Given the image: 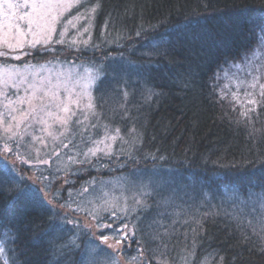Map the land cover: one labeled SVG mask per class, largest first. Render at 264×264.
I'll use <instances>...</instances> for the list:
<instances>
[{"label": "trees", "instance_id": "1", "mask_svg": "<svg viewBox=\"0 0 264 264\" xmlns=\"http://www.w3.org/2000/svg\"><path fill=\"white\" fill-rule=\"evenodd\" d=\"M90 11L75 55L14 59L61 54L93 68L94 108L84 125L73 118L47 165H17L0 149V264H264V70L253 88L243 67L255 64L264 0H80L60 23ZM106 134L111 154L86 158ZM58 189L55 214L36 203ZM105 199L129 214L113 221ZM93 209L101 225H128L116 249L91 252L101 233L124 235L98 227Z\"/></svg>", "mask_w": 264, "mask_h": 264}, {"label": "rangeland", "instance_id": "2", "mask_svg": "<svg viewBox=\"0 0 264 264\" xmlns=\"http://www.w3.org/2000/svg\"><path fill=\"white\" fill-rule=\"evenodd\" d=\"M71 2L73 5L76 4V0H71ZM5 9L6 5H0V20L3 18L2 14ZM70 9L71 8H68L66 11H63L62 14L61 10L57 9V12L55 13L57 15V20L54 24L55 30L51 33L52 38L47 44H37L36 47H31L28 44H25L23 49L18 48L15 49V51L0 48V50L3 51H11V55L7 57L0 56L2 59V61H0V113L4 114V121L0 122V149L2 152H6L7 156L12 154V156H9L10 161H13L20 166L30 165L33 169L36 164L42 160H47V164H49L48 157L55 155L60 149H62V147H64L61 143V138L67 134L68 130H70L69 127L72 124L71 122L73 118L75 117L77 121H80V125H84L92 115V110L88 111L84 108V105L88 103L87 97H84L79 108H77L76 105H70L72 111L75 112L76 115L73 116L66 125L61 126L59 124H53L51 120L48 121V123L52 125L50 129L52 135H48L46 132L42 131L44 126L40 124L38 120L34 119H29L25 123H22L19 129L15 127V124L11 121L8 113L11 109H17V111L12 112V115L18 117L20 111L27 109V105L13 103L6 107L9 101H16L18 97L25 96L29 85H39L41 83L53 90L58 89V94L61 99L69 97L70 93V98L76 99L84 90H87V92L91 94L93 100L92 87L96 76L93 68L81 63L72 62L73 60L63 61L59 58L61 54L66 56L70 51L75 55L77 49L83 47L84 44H86L85 41L89 40L88 28L90 26L91 11L88 15L81 14L73 16L60 23L63 15ZM78 17H83V19H78ZM84 20L85 23L80 27L79 24ZM73 24L75 27L72 26ZM3 31L5 30L0 29V33ZM26 39L30 40L33 39V37L29 35ZM58 41L63 42L59 43ZM35 49H47L48 51L54 50L61 54L55 55L52 59L47 61L37 63L27 62L26 64L21 65L14 62V56H20V59H22V57L25 56V53H31L32 50ZM252 55H254L253 58L255 60V64L252 68H250L248 61L243 66L248 70V74H246L248 75V85L253 83V77H260L261 75L259 74L261 70H264V32L260 34L259 43L253 50ZM29 65L31 67H26ZM234 70L236 71L237 67L234 68ZM232 72L231 79L235 84V87H240V84L243 82L242 79H237L235 72ZM42 94L43 93L41 92L40 95ZM36 103L39 104L40 102L36 101ZM52 110L55 111L56 109L53 107ZM86 116L87 119H85ZM9 124H12V129L10 132L6 133L5 129L8 128ZM25 124H27V127H25ZM12 132H16L17 135L10 140L8 137L11 136ZM106 136L111 135L106 134L96 141L91 148L101 149L102 151L100 152L102 153L107 151L108 145L112 147L113 140H106ZM33 137H36L37 139H33ZM100 141H104V143H99ZM5 147L10 149V151H5ZM73 157L76 158L75 156ZM72 159L60 158V160L57 159L55 162L56 164L63 165V160L71 162ZM29 175H31V172ZM31 178L33 181H36L35 178ZM123 194H125L124 191L122 195ZM83 221H85L84 223L87 226L90 225L93 233L96 232L93 220L84 219ZM108 243L113 245L114 247L112 248L114 249L118 246L116 245V242L111 239Z\"/></svg>", "mask_w": 264, "mask_h": 264}, {"label": "snow or ice", "instance_id": "3", "mask_svg": "<svg viewBox=\"0 0 264 264\" xmlns=\"http://www.w3.org/2000/svg\"><path fill=\"white\" fill-rule=\"evenodd\" d=\"M76 3L78 4L79 0H76ZM0 5H6V9L2 14L3 18L2 20H0V29L5 30L0 33V48L11 51H15V49L18 48L23 49L25 44H28L31 47H36L37 44H47L52 38L51 33L55 30L54 24L57 20V15L55 13L57 12V9H60L62 14L63 11H66L68 8H72L74 6L71 0H0ZM92 11H95V9L93 8ZM78 19H83V17H78ZM72 26L75 27L74 24ZM260 31L264 32V26L261 27ZM139 34L140 33L138 32L137 35ZM29 35H31L33 39H26V37ZM58 42L62 43L63 41ZM85 43H87V41H85ZM11 51L0 50V56L7 57L11 55ZM25 54L31 55V53ZM13 58L19 60L20 56H14ZM26 67L31 66L29 65ZM258 79V76L253 77V83L251 87L255 88L257 86ZM259 88L261 90L260 95L262 98H264V84H259ZM41 92L43 93L42 95H40ZM70 96L71 93L69 94V97L61 99L58 94V89L53 90L52 88L44 86L42 83L39 85L31 84L26 90L25 96L18 97L16 101H9L6 107L13 103L28 106L26 110L19 112L18 117L16 115H12V112L17 111V109H11V111L8 113L11 121L14 122L17 129L20 128L22 123H25L29 119H34L38 120V122L44 126L42 128V131L46 132L48 135H52L50 131L52 125L49 124L48 121L51 120L53 124H59L61 126L66 125L73 118V116L76 115V113L72 111L70 105H76L77 108H79L82 99L84 97H87L88 103L84 105V108L88 111H91L94 108V105L92 103V96L87 92V90H84L79 96H77L76 99H71ZM233 99H236L235 94L233 96ZM36 101H39L40 103L37 104ZM237 103H239L238 100ZM248 103L256 104L257 101L251 100L248 101ZM53 107L56 109L55 111L52 110ZM247 114V112L242 113V115L245 116H247ZM85 119H87V116L85 117ZM3 121L4 114L0 113V122ZM25 127H27V124H25ZM11 129L12 124H9L8 128L5 129V132H10ZM118 132L119 129H117V133ZM16 135V132H12L11 136H9L8 139L11 140ZM33 139L37 138L33 137ZM115 139L116 136H106V140ZM99 143H104V141H100ZM5 151H10V149L5 147ZM100 151L102 150L98 148L95 150L89 149V152L85 154V157L87 158L88 155L96 157L98 156V153ZM103 154L105 156L111 154L110 145L107 146V151H104ZM161 159H163V157H161ZM39 163L47 164L48 161L42 160L39 161ZM258 163L261 166H264V158L259 160ZM20 179L22 181L23 177H20ZM42 179L44 181L43 187L46 189H51V180H49L48 177H43ZM52 179L54 180L56 179V177L53 176ZM64 183L67 185L71 182L65 180ZM59 195L60 190L58 189L56 192L51 193L50 199L46 195L42 200L37 199L36 203L41 205L47 203L50 209L55 214L57 205L54 203V201L58 198ZM71 195L72 193L69 192V196ZM261 200L262 206H264V193L261 194ZM136 203L141 204L142 202L137 199ZM60 207H64V205H60ZM101 207L104 212L111 211L113 221L118 223L120 222L117 214L118 211L124 212L125 215L129 214L126 211L127 205H125L124 209H118L116 201L114 199L103 200ZM80 210L81 209L79 207L74 209V211ZM132 211H135V208H133ZM89 215H93V218L97 220V226L100 228H103L105 230H114L115 234L124 232V235H122L121 238L116 241V245H120V243L124 239L128 238L127 232L125 231L128 229L127 224H122L120 228L114 229V225L112 223L103 225L99 223L100 217L98 216L95 209L89 212ZM261 222L262 224H264V218H262ZM132 231L133 236L131 238L134 240L135 227H133ZM110 239H112V237L103 235V233H101L99 236L100 243L96 244L91 249V252H95L97 249L104 251L105 249H103V245H108L109 248L114 247L113 245L108 243ZM4 251V246L0 245V254H3ZM112 264H116V262L112 261Z\"/></svg>", "mask_w": 264, "mask_h": 264}]
</instances>
